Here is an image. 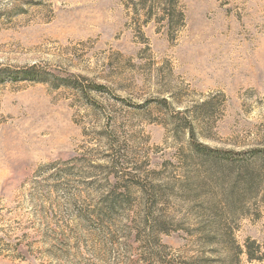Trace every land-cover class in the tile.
<instances>
[{"label":"rangeland","instance_id":"rangeland-1","mask_svg":"<svg viewBox=\"0 0 264 264\" xmlns=\"http://www.w3.org/2000/svg\"><path fill=\"white\" fill-rule=\"evenodd\" d=\"M247 242L264 0H0V264H264Z\"/></svg>","mask_w":264,"mask_h":264},{"label":"trees","instance_id":"trees-1","mask_svg":"<svg viewBox=\"0 0 264 264\" xmlns=\"http://www.w3.org/2000/svg\"><path fill=\"white\" fill-rule=\"evenodd\" d=\"M23 73L25 74L24 75V77H22V78H26V79H28V78H33L34 80H41V78L40 77H34V75H30V73H32V71L31 70H25V71H23ZM255 243L254 242H252V243H246V254H247V259L250 261V262H252L253 260H255V259H262L264 256H259V257H257L252 251H251V245H254ZM244 251H243V249L241 248V247H238V254L239 253H243ZM239 262H240V260H239Z\"/></svg>","mask_w":264,"mask_h":264}]
</instances>
